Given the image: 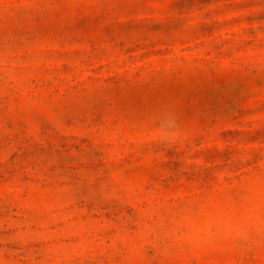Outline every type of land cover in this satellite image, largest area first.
Wrapping results in <instances>:
<instances>
[{
	"label": "rangeland",
	"instance_id": "374dc122",
	"mask_svg": "<svg viewBox=\"0 0 264 264\" xmlns=\"http://www.w3.org/2000/svg\"><path fill=\"white\" fill-rule=\"evenodd\" d=\"M0 264H264V0H0Z\"/></svg>",
	"mask_w": 264,
	"mask_h": 264
}]
</instances>
